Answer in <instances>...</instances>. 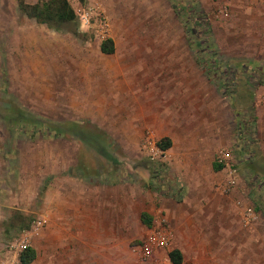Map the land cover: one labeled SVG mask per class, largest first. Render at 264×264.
Instances as JSON below:
<instances>
[{"label": "rangeland", "instance_id": "374dc122", "mask_svg": "<svg viewBox=\"0 0 264 264\" xmlns=\"http://www.w3.org/2000/svg\"><path fill=\"white\" fill-rule=\"evenodd\" d=\"M26 1L35 4L38 0ZM69 1L76 19L56 28L22 13L18 0H0V27H6L7 36V47L0 52V257L6 245L30 230L37 217L44 215L48 223L52 221L55 212L48 209V193L63 185L51 182L71 168L73 173L86 174L103 185L94 188L91 181L85 180L88 200L98 199L101 205L89 209V216L99 220L101 216L104 222L103 226L98 225L102 233L96 232L95 225H88L87 242L83 245L82 241V245L89 253L100 248L132 250L143 262L148 257L143 256L140 245L150 230L157 228L169 233L168 245L154 254L162 264H172L170 259L165 260L167 254L181 244L186 248L183 264H203L194 248L198 238L204 240L207 249L203 251L204 264H243L237 244L229 242L230 247H235L227 249L221 245L223 235L230 233H264V0H80L84 7L99 1L110 21L108 38L114 40L116 50L102 55L104 72L108 62L141 59L137 62L145 69L143 80L167 84L169 111H197L199 119L192 128L191 122H178V136L185 135L184 127L188 125V136H209L216 142L215 162L225 166L215 171L213 197L203 198L206 205L198 210L181 203L183 208L176 210L178 219L170 218L171 206L164 209L161 199L167 197L174 204L178 199H188L187 204L191 198L194 202L201 200L198 193L187 197L182 181L174 178L166 158L156 161L143 150L145 137L151 132L148 128L136 144L109 145L106 136L98 138V142L94 139L97 144L93 140L92 144L82 145L74 139L63 140L65 121H78L88 115L70 110L64 101L65 87L69 103L70 93L83 97V89L73 90V84L77 85L81 74H85L78 68L85 58L101 55L97 44L102 43L91 28L82 24L75 0ZM176 6L193 19L201 42L200 53L209 60L203 59L204 65L198 60L201 54L189 43L186 24L178 17ZM17 24L23 25L22 41H16ZM20 45L23 65L19 58L6 65L1 54L11 58L10 54L17 52ZM53 82L56 90H50V94L55 95L56 104H49L50 98L53 101V96H49ZM243 120L251 125L241 127L238 122ZM86 130L87 136L94 135ZM151 134L158 142L165 137L155 131ZM228 151L231 157L226 163L221 155ZM155 169L157 172L153 173ZM230 178L236 180L235 186L222 192L219 186ZM126 179L136 188V206L130 208L123 206V192L106 186ZM149 193L155 201L150 209V228L141 220L147 210L144 205L150 202ZM54 200V196L49 198ZM210 202L224 205L213 207ZM224 207L225 210L219 209ZM232 210L239 212V220ZM246 210L255 212L256 218L249 224L243 221ZM60 213V218L68 216ZM259 217L263 222L255 225ZM77 231L56 234L61 241L57 243L71 241L70 248L77 249ZM34 236L43 241L44 237L34 233L32 242ZM244 260V264H257L264 259L250 256Z\"/></svg>", "mask_w": 264, "mask_h": 264}, {"label": "crops", "instance_id": "0c3cea01", "mask_svg": "<svg viewBox=\"0 0 264 264\" xmlns=\"http://www.w3.org/2000/svg\"><path fill=\"white\" fill-rule=\"evenodd\" d=\"M5 28L4 26L0 27V47H2L0 52L7 47ZM33 30L36 31L37 29L34 28ZM15 33L16 41L18 39L22 41L23 25L17 24L15 26ZM101 44V42L97 44L101 55L85 58V62H81L80 68H78L80 71H85V74H81L77 85L73 84V87H75L73 90L83 89L85 92L82 94L83 97L70 93L72 99L69 103L67 99L69 92L67 91L68 88L66 89L65 87L64 101L71 106L70 110L75 113L84 112L88 115L85 116L86 118L79 117L78 121H65V136L62 137L63 140L74 139L73 141H76L79 145L92 144L93 142L90 140H93L97 144L98 138H105L106 136L109 145L113 143L119 145L136 144L139 137H142L147 128L153 133L154 131L157 132L159 137H163L164 135L165 137H169L172 145L167 149L165 158L168 161L170 170L173 172L174 178L182 181V186L185 187L187 197L189 194L198 193L201 201L194 202L191 198L190 203L187 204L188 199H183V201L178 199L175 200L176 204H174L169 202V198L166 197L164 201L161 199L162 206L164 209L171 206L169 214L171 219H178L179 212L176 210L183 208V206H180L181 203H184L186 208L189 207L193 210L200 209L202 205H206L202 199L205 197L207 199L212 198L214 193L215 171H217L214 168V164L216 163L214 146L216 142L209 136H188L187 134H189L190 130V126L188 125L184 127L186 129L184 130L185 135L179 137V132L177 131L178 122H188V124L191 122L192 128V123L199 119L197 111L194 112L190 109L183 113L181 112V114L169 111L167 108V92L165 90L167 84L162 82L155 84L152 81L143 80L142 75L145 69L139 67L138 65H141V63L137 62L141 61V59H135L133 60L134 62L120 59L115 60L114 63L108 62L106 66L109 67L106 68L105 73V59L102 55L106 53L102 52ZM17 50V52L10 54L11 58L8 59H6V54L2 53V61H5L6 65L14 64L16 61H13V58H19L23 65L24 54L21 45ZM106 60L111 61V59ZM128 65L130 67H127ZM50 81L52 82V78ZM155 85H158L160 88L163 86V90L165 91L156 89ZM69 89L72 90V85ZM50 90H56L55 82H53V85H49V96H53V101L50 98L49 104H56L55 95H51ZM91 114L94 116H91ZM99 114H103V116ZM86 129L92 131L94 135L87 136V133H85ZM73 133L76 135H73ZM111 139L114 140L111 141ZM167 163L164 164L168 165ZM127 165L129 169L132 168L129 163ZM64 168L65 170L67 169L66 166ZM85 180L91 181L93 186H95L94 188L103 186L96 184L97 181L94 178H89L86 174L73 173L71 168L63 177H55L53 182H51V185L52 183H61L63 187L56 189L55 192L53 190L48 193V209L50 212L55 213H53L52 221L50 223L47 222L36 233L38 237H44L43 241L40 238L37 240L34 236L36 240H33L32 247L36 250L37 257L31 264H162L156 255H154L155 253L142 262L141 256L132 250L120 251L100 248L92 249L89 253L87 248H83V245L87 242L88 225H95L96 232L102 233L103 229L102 227H98V225L103 226L104 223L101 216L100 220L97 216H92V214L89 216V209H98L101 205L99 206L98 199L88 200V185ZM127 180L115 181L112 184L108 183L106 186L113 188L115 192H123L124 197L121 198L123 206L130 208L136 206V188L135 184ZM145 186L151 189V186ZM148 188L145 189L144 187L143 189L142 187V190L150 192ZM52 196L55 197L53 202L49 201V198ZM148 197L150 202L148 205L145 204L144 207L147 209H145L146 213L150 216V209L154 208L155 201L152 193H149ZM115 200L119 201L118 198ZM223 203L210 202L209 205L213 204L215 205L213 207H216L217 205H224ZM225 208L219 209L225 210ZM58 212H63L64 215L68 214V216H61L62 218H60L57 214ZM233 212L236 214L235 218L239 220V212L237 210ZM259 222H263L262 217L258 218L255 225L259 224ZM77 226H79L78 231ZM147 227L149 226L147 225ZM62 231L64 233H69L70 231L78 232L77 241L79 242V246L77 249L70 248L71 241L67 244L63 243V245L57 243V241H60V236L58 235V239H56V234H62ZM223 236L221 248H229V242L237 244L240 263L243 258L244 264L245 257L250 256L264 259V233L256 232L255 230L252 233L244 231L239 232V234L230 233ZM194 245L195 252L198 251L197 254L201 256L198 259L199 262L201 261L204 264L205 261L202 260L203 251L207 250L204 240L202 241L201 238H198L195 240ZM174 249H179L183 257L186 258V248L182 244L177 245ZM168 259L169 255L167 254L165 260L168 261ZM256 262L257 264H264V260ZM206 264L211 263L208 262ZM213 264H216V262Z\"/></svg>", "mask_w": 264, "mask_h": 264}, {"label": "built area", "instance_id": "2783aa9c", "mask_svg": "<svg viewBox=\"0 0 264 264\" xmlns=\"http://www.w3.org/2000/svg\"><path fill=\"white\" fill-rule=\"evenodd\" d=\"M70 2V1H69ZM78 6L79 14L81 17L82 24L91 28L95 36L100 40L104 41L108 39L110 33V21L108 16L102 9L99 1L94 4L84 7L80 0H75L74 6ZM152 132H149L145 137L142 148L156 161H164L166 157V151L163 150L158 141L155 139ZM230 152H223L221 159L226 163L230 159ZM227 165V164H226ZM235 179L230 178L228 183L219 186L222 192H228L233 186H235ZM255 212L252 210H246V214L243 216V221L246 224L251 223L254 220ZM48 222V218L44 215L37 217V219L31 225L30 230L24 231L18 237L10 241L1 254L0 264H22L21 255L29 248L32 247V236L37 233L41 228ZM169 233L164 229L152 228L148 237L140 245V250L144 257H149L154 254L157 250L162 249L168 245Z\"/></svg>", "mask_w": 264, "mask_h": 264}, {"label": "trees", "instance_id": "16d2710c", "mask_svg": "<svg viewBox=\"0 0 264 264\" xmlns=\"http://www.w3.org/2000/svg\"><path fill=\"white\" fill-rule=\"evenodd\" d=\"M18 3L20 10L29 17L35 18L40 23H45L56 28H59L64 24L72 23L76 19L75 10L72 8L69 0H38L35 4H30L26 0H18ZM175 11L177 12L178 17L186 24L189 43L194 46L195 51L199 54L201 51V42L196 37L194 22L192 23L193 19L191 18V16H186L183 9H179L177 8V6L175 7ZM207 31H210L209 26H207ZM101 50L103 53L113 54L116 50L114 40L111 38L104 40L101 44ZM200 54L201 55L198 56V60L201 64L204 65V63L206 64V61L203 59L208 60V58L203 53ZM254 109V104H252L251 110L254 111ZM238 123L241 127L251 125V122H249L248 120L239 121ZM158 144L163 150H167L171 147L172 141L169 137H163L158 142ZM159 164L162 166L165 165L164 163ZM224 166L225 165L222 162H216L214 164V168L217 171L222 170ZM156 172L157 170L155 169L153 173ZM141 219L143 223L147 224L149 227L152 226V217L149 216L146 212L142 213ZM136 243L139 242L136 241ZM168 255L172 264H181L184 260L183 254L179 249H172L168 253ZM36 257V250L31 247L27 251L22 253L21 262L22 264H31L36 259Z\"/></svg>", "mask_w": 264, "mask_h": 264}]
</instances>
